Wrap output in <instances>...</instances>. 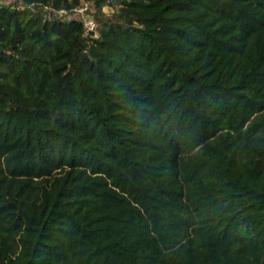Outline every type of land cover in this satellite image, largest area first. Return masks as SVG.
Returning a JSON list of instances; mask_svg holds the SVG:
<instances>
[{
	"label": "trees",
	"instance_id": "obj_1",
	"mask_svg": "<svg viewBox=\"0 0 264 264\" xmlns=\"http://www.w3.org/2000/svg\"><path fill=\"white\" fill-rule=\"evenodd\" d=\"M0 264H264V0L0 3Z\"/></svg>",
	"mask_w": 264,
	"mask_h": 264
},
{
	"label": "built area",
	"instance_id": "obj_2",
	"mask_svg": "<svg viewBox=\"0 0 264 264\" xmlns=\"http://www.w3.org/2000/svg\"><path fill=\"white\" fill-rule=\"evenodd\" d=\"M10 2V0H0V3ZM90 8V3L85 2L83 4L77 5L74 8L68 10L66 8H53L44 6V15L50 17L51 13H55L66 18L76 17V18H83L85 21L86 33L93 32L94 34L97 33V22L94 20L92 15L87 13Z\"/></svg>",
	"mask_w": 264,
	"mask_h": 264
},
{
	"label": "rangeland",
	"instance_id": "obj_3",
	"mask_svg": "<svg viewBox=\"0 0 264 264\" xmlns=\"http://www.w3.org/2000/svg\"><path fill=\"white\" fill-rule=\"evenodd\" d=\"M105 9H107V11H110L111 10L110 7H108V6H106Z\"/></svg>",
	"mask_w": 264,
	"mask_h": 264
}]
</instances>
